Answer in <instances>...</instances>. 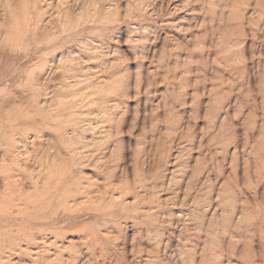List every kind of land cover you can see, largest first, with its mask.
I'll use <instances>...</instances> for the list:
<instances>
[{
	"label": "rangeland",
	"instance_id": "rangeland-1",
	"mask_svg": "<svg viewBox=\"0 0 264 264\" xmlns=\"http://www.w3.org/2000/svg\"><path fill=\"white\" fill-rule=\"evenodd\" d=\"M0 264H264V0H0Z\"/></svg>",
	"mask_w": 264,
	"mask_h": 264
},
{
	"label": "bare ground",
	"instance_id": "bare-ground-1",
	"mask_svg": "<svg viewBox=\"0 0 264 264\" xmlns=\"http://www.w3.org/2000/svg\"><path fill=\"white\" fill-rule=\"evenodd\" d=\"M36 31H37V30H36ZM45 43H46V42H45ZM86 87H87V86H86ZM88 87H89V86H88ZM88 90H89V89H88ZM85 94H86V93H85ZM85 94H84V95H85ZM89 94H90V93H89ZM89 94H88V95H89ZM86 97H87V96H86ZM86 97H84V98H86ZM99 98H100V97H99ZM77 99H78V98H77ZM82 101H83V100H82ZM88 104H89V103H88ZM83 105H84V104H83ZM64 106H65V105H64ZM79 108H80V107H79Z\"/></svg>",
	"mask_w": 264,
	"mask_h": 264
}]
</instances>
